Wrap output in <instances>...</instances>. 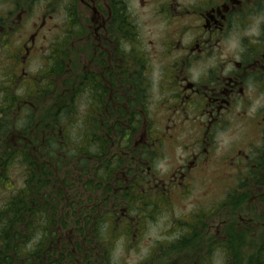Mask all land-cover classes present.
Returning a JSON list of instances; mask_svg holds the SVG:
<instances>
[{
	"label": "flooded vegetation",
	"instance_id": "af4514ba",
	"mask_svg": "<svg viewBox=\"0 0 264 264\" xmlns=\"http://www.w3.org/2000/svg\"><path fill=\"white\" fill-rule=\"evenodd\" d=\"M36 1L0 0V48H5L6 52L12 51L10 47L13 49L3 57L10 63L9 69L5 66L3 76L13 86L19 83L21 74H26L19 55H22V49L29 48L26 43H18L16 51L12 45L18 39L16 32L12 31V15L23 17ZM51 1L64 7L60 5L63 0ZM65 1L69 4H65V29L60 44H56L52 51L53 66L44 78L51 74L54 89L50 88V95L53 97L61 85L57 102L66 94L74 95L83 84V92L87 93L83 122L86 127L93 124L102 127L100 138L108 140L109 148L99 151L105 153V165L111 172L104 171L101 179L104 184H99L101 201H94L91 205L93 209L103 205L101 215L97 213L87 219L91 220V230H85L87 222L79 213V224L72 219L75 227L64 233L56 216L57 224L53 227L55 247L60 245L69 248L73 254H94L102 258L112 239L108 243L102 242V236L94 232L93 225L97 228L107 223L117 230L123 224L124 229L133 227L138 230L140 214L136 212L138 225L135 226L129 203L138 200L143 209L150 203L151 207L159 209L157 202L168 204L164 196L169 197L175 189L183 194L190 192L203 167L212 165L209 159L216 156L217 134L230 131V125L241 120L244 109L251 106L256 92L264 88V0ZM75 2L78 7H74ZM134 8L148 11L152 25L161 26L154 30L160 35L156 34V42L149 37H140L139 16ZM83 14L86 21L82 28L79 16ZM44 22L43 17L42 24L38 25L40 31ZM243 30L247 31L246 35L242 34ZM70 39L86 40L82 49L88 51V59L84 65L78 63V51L70 47ZM235 39L239 46L233 45L234 54H230V41ZM63 56L64 67L58 73L55 61ZM68 60L76 61L72 69H79L75 77L78 72L80 77L76 81L69 79L65 86L66 81L62 79L69 71ZM47 90V86L41 90L37 88L41 95H47ZM57 102L55 106L59 105ZM238 107L243 108L242 113ZM253 117L264 140V107L257 108ZM57 127L55 123L48 129L42 122L38 128L39 138L43 140L48 133L59 144L61 130ZM8 138L16 144L13 133ZM260 141L254 146H259ZM57 144L52 150L56 162ZM173 149L181 152L167 160V170L164 168L167 176L161 178L156 174L157 168ZM244 151L240 148L238 152L249 160L247 163L250 160L254 163L248 172L252 174L247 177L251 180L257 171L253 169L262 168L264 145L259 146L254 154L248 155ZM36 153L47 154L46 149H38ZM225 153L228 158V152ZM228 160L231 162L230 158ZM247 163L244 165L246 169ZM90 172L94 174L92 170ZM53 177L48 185L50 188L56 183ZM159 185L163 189L157 188ZM43 187L41 195L50 193L58 200V186L54 192ZM146 188L151 192L139 195ZM69 196L74 198V195ZM54 207L57 209L56 205ZM211 217L209 222H212ZM239 219L244 220L243 217ZM51 243L49 249L52 251ZM53 257L57 259L58 255ZM43 260L47 257L44 256Z\"/></svg>",
	"mask_w": 264,
	"mask_h": 264
},
{
	"label": "rangeland",
	"instance_id": "374dc122",
	"mask_svg": "<svg viewBox=\"0 0 264 264\" xmlns=\"http://www.w3.org/2000/svg\"><path fill=\"white\" fill-rule=\"evenodd\" d=\"M69 5L66 3L65 0L62 1L63 8L51 0H37L35 4L29 7V11L23 17H18L17 14L12 15V28L13 32H16L17 41L12 42V45L15 46V50L17 51L18 43L22 45L26 43L29 49L24 51L22 49V55L20 54V58L23 59L21 62V66L26 71V74H21L19 83L15 86L11 83V81H5L6 77L3 76V71L9 69L10 63L8 62L7 58H4L5 53L9 54L13 51L12 47L10 49L12 51H7L5 48H0V128L2 129L6 126V124L12 123V116L5 115V110L3 107L5 98L2 91L5 89L13 91L16 98H22V104L27 105L28 108H32V111L29 109H23L16 112L14 117L16 122L20 124L24 121L23 118H30L31 126L39 125L42 123L44 119L50 118L52 111L55 109L57 93L60 92L62 89L61 85L58 86L56 93L53 96L50 95L49 91L44 95L38 94L37 88L41 90L43 87H46V84L51 82V76L46 78L39 75L45 69L52 68L50 66L52 59L50 58V54L52 55V51L56 44H60L61 41L60 37L63 34L65 29V6ZM13 6V5H12ZM74 7H78L77 2L74 3ZM12 9V7H11ZM137 11L139 18L137 21L139 22V32L140 37H149L152 38L155 42L157 39V35L160 36L156 31L157 28H161L160 25L157 23H153V20L150 19V15L147 14L148 11H141L137 8H134ZM82 11V7L80 8ZM83 13V11H82ZM89 14V13H88ZM91 14V13H90ZM86 15L79 16L80 19V26L84 27V21ZM44 17L45 25L41 29L38 28V25L42 24V19ZM150 19V20H149ZM247 31L243 30L242 34L246 35ZM31 37V35H33ZM157 34V35H156ZM26 37L25 40H23ZM31 39V43L29 42ZM183 40V37H180ZM23 40V41H22ZM86 40H76L70 39L69 44L70 47H73L74 50L78 51L77 58L79 59L80 64L84 65L85 61L88 59V51H85L83 45H85ZM236 42L239 43L237 39L230 41V54H234L232 50L233 45H236ZM3 51V52H2ZM25 60V61H24ZM69 61L68 70L72 73L70 74L65 73L63 75V79L66 81L65 86L67 85V81L70 79L71 81H76L78 76L80 77V72H78L77 76L75 77L76 72L79 69L73 70V65L75 62ZM6 66V67H5ZM91 68H94L93 65H90ZM20 69V67H18ZM82 74V72H81ZM74 77V78H73ZM48 79V82L45 80ZM18 80V79H17ZM49 88H53L50 84ZM64 94V91L61 93ZM86 94L82 93L81 97H85ZM79 101L78 103H74L75 111L74 115L70 118L69 121H65V133L68 136V141L71 143L70 147L74 146L73 141L74 139L76 145L81 143L83 145L85 140H82L80 136L86 130V126L84 125V100ZM264 107V88L258 90L253 96L252 104L248 109H244L245 113H242V107H238V111L243 114L241 120H237L230 125V131L219 132L217 134V141H216V156L209 159L212 165L204 166L201 173L196 176V179L193 182V186L190 192L183 194L182 191L179 189H175L170 195L164 196L169 203L167 204L164 201H159V205L162 203V207L159 208L155 212H153V216L149 213L148 208L143 209V205L138 206V203H129V208L132 211V216H135L133 219L135 226L136 224V212H139V217L141 219L139 224V229L135 230L133 227L131 228H123V224L119 225V230H114L111 224L102 223L97 228L93 225L92 229L94 232H97L102 237L100 240L106 243L109 242V239H112L110 242V247L108 252L105 253V260L106 261V254H108V258L111 264H189L192 258L202 252L206 247L210 244V239L216 236L217 238H221L224 236L223 229L225 225L230 222L223 223L226 217L223 215L225 206L230 203L228 201V194L231 193L238 188V185L242 182L247 180V174L252 168L253 164L250 160L249 163L246 160V157L243 158V154L239 151L240 148L243 149L244 152L249 154H254L255 150H258L259 146L264 145V140L260 135V130L258 128V124L256 118L253 117L255 111L258 109H262ZM63 123V124H64ZM35 124V125H34ZM64 126V125H63ZM59 130V127H57ZM32 130L34 127L31 128ZM61 129V126H60ZM30 130V128H29ZM31 131V130H30ZM35 132V131H34ZM63 132V131H61ZM14 136V140H17V135L15 131L12 132ZM37 133V129L36 132ZM184 136L187 133L183 134ZM6 138V137H4ZM78 138V139H77ZM260 145L254 146L258 144L259 140ZM91 145V143H88ZM258 147V148H257ZM113 152L115 149L112 146ZM18 152L13 155V159L15 163L10 160V164L7 163V156L6 151L4 150V146L0 145V207L5 204V202L9 201L14 195L19 193L24 187L25 183L29 178V170L30 169V162L32 160L37 164L38 169L41 170V166L46 164V169L48 172L53 173L54 183L55 186L46 187L45 189H57V186L62 184V195L59 197V204L62 207H68L70 213H73V216L70 217L72 219L78 218L79 213L80 215H84L85 222H87L85 230L90 231V223L91 220H87L89 217H93L95 214L101 215L100 212L103 210L102 207L94 206L91 207L94 201L99 202L101 201L102 195L99 193L100 186L104 184V182L98 180L100 179L99 176L103 175L104 172V165L106 163L105 158H98L97 152L94 154H90V156H82L83 160L78 157L73 158H62L60 163L57 165L56 159L53 158L52 162L46 161L43 156L37 154L36 152L38 149H29L30 156L32 158L23 159V153H19L20 150L24 151L23 148L18 146ZM95 151L94 146L91 148V153ZM180 150L173 149L169 151L167 159L164 158L159 168H157L156 173L161 178H166L167 174L165 173V169L167 170V160L173 158L174 155L178 156L180 154ZM228 152V158H226V153ZM97 153V154H96ZM4 154V155H3ZM18 154V155H17ZM111 154V153H110ZM59 157V153L57 158ZM65 160L61 163V161ZM262 162V161H261ZM245 163H247L248 169L244 167ZM5 165V168L3 165ZM102 164V166H100ZM261 170H258V167H255L253 170H257V173L260 179L264 180V161L261 164ZM36 166V165H35ZM239 166V167H238ZM99 169L102 173L101 174H93L90 170ZM165 168V169H164ZM86 170L83 172V170ZM34 174L35 168L31 170ZM156 171V167H155ZM114 177V175H112ZM68 180V182L66 181ZM92 183V189L87 188V182L89 181ZM125 180V179H124ZM158 181V180H156ZM155 181V182H156ZM100 183V186H99ZM31 184H35L32 182ZM36 188L40 187L38 183H36ZM245 190L249 191L252 194L251 201L245 204V206H250L253 204L254 208H249V211L253 210V213L258 216L260 213H264V203L258 199V196L261 193H264V182L262 184H257L256 182L251 181ZM99 186V187H98ZM157 188L163 189L162 186H157ZM44 190V187L39 189ZM53 190L52 192H54ZM151 192L147 188L143 194H148ZM155 192V191H154ZM162 192H159L161 194ZM74 195V198L70 197L69 195ZM156 194V193H155ZM78 201V203H77ZM224 203H227L223 206ZM73 204V206H71ZM84 204L87 206L85 207ZM167 205V206H166ZM169 205V206H168ZM222 206V207H221ZM217 208H219L217 210ZM208 210L209 213L211 210H214L212 213L211 220L209 222L210 225L205 229L207 236L200 231L199 236L195 239L187 241L183 239L180 243L181 235L184 233L185 223L186 221L192 222L193 215L197 214L201 210ZM144 211V216L142 212ZM247 211L241 210L240 214L236 216V221L238 223H243L240 221V217H246ZM181 218V220L179 219ZM80 220V219H79ZM257 220V219H256ZM132 221V223H133ZM264 223V220H262ZM68 227L64 229V233H67L71 227H75L73 221L69 223ZM92 224V223H91ZM248 226H252L251 224L246 223ZM20 228L24 229L25 224H18ZM240 226H243L240 225ZM84 228V227H83ZM134 231H136V235L134 236ZM257 236H260L259 232H255ZM255 234L253 237L255 238ZM39 236L36 235L34 241ZM248 238H250L248 236ZM220 242L221 240L218 239ZM33 242V240H32ZM174 243H179L177 245H172ZM32 248V243L30 242L27 246V250ZM106 249V248H105ZM196 249L194 252L193 250ZM238 250L241 253V257L243 261L247 264L246 261L247 257L252 254L255 250L253 246L251 248L248 244H243L238 247ZM105 252V250H104ZM243 255V256H242ZM200 256H206L209 258V264H224L225 263V254L218 250H214L209 257L204 251ZM242 261V262H243ZM105 263V262H104Z\"/></svg>",
	"mask_w": 264,
	"mask_h": 264
},
{
	"label": "trees",
	"instance_id": "16d2710c",
	"mask_svg": "<svg viewBox=\"0 0 264 264\" xmlns=\"http://www.w3.org/2000/svg\"><path fill=\"white\" fill-rule=\"evenodd\" d=\"M50 58L52 59L53 64L54 57L51 54ZM55 63L58 73H61L64 67V56L55 61ZM52 64L50 66H53ZM48 73H50V70L45 69L41 75L42 77H45ZM50 84H53L52 80ZM46 86L48 87L49 84H46ZM50 90L51 89L48 87L46 93H48V91L50 93ZM2 93L4 94L5 98L2 107L5 110L4 116H12L11 125L6 124L2 131L0 128V145H3L4 150L6 151V164H10V160L15 163L13 155L18 152V146L24 149V151L20 150L19 152L23 153V159H28V157L29 159L31 158L29 153L30 148L46 149L47 154L46 156H43V158L48 162H52L54 158L52 150L57 144L54 136L47 133L44 139L41 140L39 138L40 129L38 131V128L42 123H39L38 126L35 124V126H31V119L28 118V115L22 120L24 121L27 119L26 121L18 124L14 114L18 112L20 108L21 110L25 108L27 110L29 109L30 111H32V108H28L27 105H23L22 98H16L13 91L9 92L5 89L2 91ZM82 93H85V91L83 92V84L80 85L74 95L69 96L66 94L63 99H60L57 102L59 105L55 106L50 118L47 120V122H43V124H45L46 128L48 129L50 127H54L56 123L59 127V131H63L61 132L62 136L60 135L59 137V144H57L58 151L60 153L59 157L57 158V165L60 163L62 158L66 159L78 157L83 160L82 156L88 157L90 154H94L95 152L98 153H96L98 158L103 159L106 157L105 153H101L99 150H108V140L106 138H100L101 135L99 133L102 131V127L98 126L97 124L90 125L83 133L80 134L82 140H85L83 145L81 143L76 145L75 140L71 139L74 146L70 147L71 143L67 138L68 136H71L69 135V131L68 134L65 133L66 126L64 120L69 121L74 115V112L76 111L74 109L75 104L73 103H78L79 101H82L81 99L84 100V97H81ZM85 94L87 95V93ZM63 104H66V106H62ZM32 127H34L33 131L31 129ZM36 129L38 133L35 134L34 131H36ZM13 131L18 133V135H21V138H24L25 142L19 138L18 135L15 145L10 138L9 140L11 142L8 141V137ZM88 143H91V145H88ZM23 144H26V147H23ZM92 146L95 148L93 153H91ZM64 161L65 160L61 161V163ZM6 164L3 165L4 168ZM29 166L31 170L35 168L36 174L29 170V178L25 183V187L0 207V264H111L108 254H106V261H104L105 253L108 252L109 249H105V252L102 255L103 257L101 258L99 255L94 254H73L69 251V248L66 249L60 245L59 248L55 247L56 236L55 231H53V227H55L57 224V220L55 219L56 216H58L59 226L63 227V229L68 227V225H70L69 223L71 222L70 213L68 212L69 208L62 207L59 204V197L62 195L63 191L62 184L58 186V200L53 198L50 193H44L41 195L39 189H41L43 186L50 185L53 173L47 171L46 164L41 166V170H39L38 166L40 167V164H36L33 160L30 162ZM100 166H102V164H100ZM85 171L86 170H83V172ZM92 171L95 175L102 173L98 168ZM104 171H106L108 174V172H111V169L104 165ZM102 177L103 176H99L100 179L98 180L102 181ZM66 181L68 182V180ZM251 181L256 182L257 184H262L264 182V180L260 179L259 175L255 173L251 180H245L239 184V190L235 191L234 193L233 191L230 193V196L227 200V203L230 204L225 206V209H223V215L227 220L226 223L230 218V222H228L223 229L225 235L220 238V242L214 237L211 238L209 242L210 245L203 250L209 257L214 250L223 252L226 258L224 264H246L241 257L240 251L238 250V247L243 244H248L251 246V248L253 246L255 247V250L246 259V261H248L247 264H264V223H262V220H264V213H260L258 216H256V214L253 213L254 209L249 211L250 207L254 208L253 204L250 206H245V204L251 201L252 197V194L245 190L247 187H249L248 183ZM32 182L35 184H31ZM86 182L87 188L92 189V183L90 180ZM36 183H38L40 187H37L35 190L37 186ZM256 196H258V199L264 203V194L261 193L260 195ZM227 203H224L223 206ZM55 205L57 209H55ZM71 206H73V204H71ZM218 209L219 208H217V210ZM241 210H246L248 215L244 217L243 223H238L236 221V216L240 214ZM209 217L210 215L207 213V210H205L201 212V215H199L198 218H196V222L186 221L184 233L180 236V243L183 241V239L187 241L192 240V238L196 239L199 236V232L201 230V233H205V229L209 223ZM74 220L77 224H79L78 218H75ZM19 223L25 224V228L22 229L18 227ZM246 223L251 224L252 226H248ZM242 224L243 226H240ZM255 232H259L260 236H257ZM254 234L255 238L253 237ZM36 235L39 237L34 241ZM248 236L250 238H248ZM30 242L32 243V248L27 250V246ZM49 242L52 244V251L49 249ZM193 251L195 252L196 249ZM45 252L47 255H45ZM202 252H200L197 256L195 255L189 264H209L210 261L208 257L200 256ZM54 255H58V258L54 259ZM44 256L47 257V260L45 261L43 260Z\"/></svg>",
	"mask_w": 264,
	"mask_h": 264
}]
</instances>
